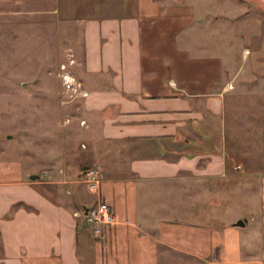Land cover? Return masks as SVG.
I'll use <instances>...</instances> for the list:
<instances>
[{"label": "crops", "instance_id": "0c3cea01", "mask_svg": "<svg viewBox=\"0 0 264 264\" xmlns=\"http://www.w3.org/2000/svg\"><path fill=\"white\" fill-rule=\"evenodd\" d=\"M228 1L83 20V125L0 156V264H264V174L236 189L251 177L225 151L227 106L244 76L264 78V19ZM102 200L117 218L104 240L76 216Z\"/></svg>", "mask_w": 264, "mask_h": 264}, {"label": "rangeland", "instance_id": "374dc122", "mask_svg": "<svg viewBox=\"0 0 264 264\" xmlns=\"http://www.w3.org/2000/svg\"><path fill=\"white\" fill-rule=\"evenodd\" d=\"M179 1L193 7L205 4L204 0L173 3L180 6ZM218 1L220 11L227 8L228 0ZM246 2L250 13L264 19V0ZM135 3L136 0H0V156L10 148V142L15 147L28 148L35 145V139L50 147L49 151L54 150L53 145L62 142L61 130L83 123L78 117L81 103L76 99L81 93L76 74L84 61L83 20L129 14ZM246 76L233 106H227L225 151L229 171L251 177L243 181L235 176L240 179L235 188L253 190L258 185L254 177L264 174V78ZM33 153L37 154L36 149ZM36 159L42 160L38 156ZM238 165L240 170H236ZM82 179L87 182L85 177ZM237 206L231 210H237ZM78 219L82 224L83 219ZM86 226L81 228V243L86 238Z\"/></svg>", "mask_w": 264, "mask_h": 264}, {"label": "built area", "instance_id": "2783aa9c", "mask_svg": "<svg viewBox=\"0 0 264 264\" xmlns=\"http://www.w3.org/2000/svg\"><path fill=\"white\" fill-rule=\"evenodd\" d=\"M99 175L98 167H91L86 170L83 177L87 179L90 189L99 190L101 187L102 181ZM76 216L83 219V224L93 226L96 236L101 240L105 239V226L111 225L117 220L113 207L109 203L103 202V200L92 206L85 207Z\"/></svg>", "mask_w": 264, "mask_h": 264}, {"label": "water", "instance_id": "95a60500", "mask_svg": "<svg viewBox=\"0 0 264 264\" xmlns=\"http://www.w3.org/2000/svg\"><path fill=\"white\" fill-rule=\"evenodd\" d=\"M36 178V176H33L32 179ZM245 221L244 220H239L236 222V225H244Z\"/></svg>", "mask_w": 264, "mask_h": 264}]
</instances>
